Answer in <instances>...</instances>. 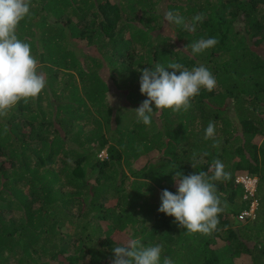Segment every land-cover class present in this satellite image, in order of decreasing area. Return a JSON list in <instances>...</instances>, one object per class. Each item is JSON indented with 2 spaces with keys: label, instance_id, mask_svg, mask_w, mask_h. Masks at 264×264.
<instances>
[{
  "label": "trees",
  "instance_id": "1",
  "mask_svg": "<svg viewBox=\"0 0 264 264\" xmlns=\"http://www.w3.org/2000/svg\"><path fill=\"white\" fill-rule=\"evenodd\" d=\"M169 10L205 18L188 32L166 23ZM16 31L46 87L0 118V264H110L129 238L162 244L161 264H264V0H31ZM209 37L218 44L193 55ZM173 61L205 65L217 86L187 112L138 123L140 71ZM210 121L218 148L204 137ZM215 159L230 174L216 182L226 207L210 234L188 235L158 212L160 194L176 192V171ZM243 174L257 178L244 220Z\"/></svg>",
  "mask_w": 264,
  "mask_h": 264
},
{
  "label": "clouds",
  "instance_id": "2",
  "mask_svg": "<svg viewBox=\"0 0 264 264\" xmlns=\"http://www.w3.org/2000/svg\"><path fill=\"white\" fill-rule=\"evenodd\" d=\"M30 6L31 0H0V118L7 117L19 102L28 103L38 97L46 87L39 60L32 54L29 43L18 38L16 31L19 23L30 15ZM204 18V13H198L186 20L172 10L164 16L166 23L182 26L188 32H195L197 24L202 23ZM217 44L216 37L201 38L190 45L191 52L193 55L200 54ZM216 86V78L205 65L189 70L173 61L166 66L156 64L154 68L145 67L140 71L139 91L147 99L130 111L136 114L138 123L150 125L155 110L187 112L192 98L199 95L201 89L211 92ZM110 99L112 102L113 98ZM204 137L214 140L213 148L219 147L220 141L214 139V121L208 123ZM208 155L207 151L199 156L194 153L193 158L199 162ZM229 178L230 174L219 159L212 161L207 172L194 171L184 175L176 171L173 175L176 192L162 190L158 212L173 217L188 235L210 234L217 228L219 214L226 207L221 203L216 182ZM162 252V244L145 246L140 238H129L112 249L110 264H161ZM162 264H174V261L164 256Z\"/></svg>",
  "mask_w": 264,
  "mask_h": 264
},
{
  "label": "built area",
  "instance_id": "3",
  "mask_svg": "<svg viewBox=\"0 0 264 264\" xmlns=\"http://www.w3.org/2000/svg\"><path fill=\"white\" fill-rule=\"evenodd\" d=\"M235 182L243 186L244 193L242 199L249 201L247 206L241 210L238 217L240 219H246L247 217L253 218L257 206V201L254 199L257 178L248 174H243L237 176Z\"/></svg>",
  "mask_w": 264,
  "mask_h": 264
},
{
  "label": "rangeland",
  "instance_id": "4",
  "mask_svg": "<svg viewBox=\"0 0 264 264\" xmlns=\"http://www.w3.org/2000/svg\"><path fill=\"white\" fill-rule=\"evenodd\" d=\"M163 32H164V33H169V32H171V30H170L169 27H168V28L163 27ZM87 51L90 52L91 54H95V52H96L95 49L92 48V47L88 48ZM106 70H107L106 68H102L101 71H102V73H103V72H106ZM111 89L113 90L114 87L111 86ZM122 99H123V97L120 95V96H114L112 100L114 101L113 103H119V104H120V102L122 101ZM111 117H112V116H111ZM100 153H101L102 156H105V154H106V153H105V150L101 151ZM102 153H103V154H102ZM101 155H100V156H101ZM242 220H244V219H242Z\"/></svg>",
  "mask_w": 264,
  "mask_h": 264
}]
</instances>
